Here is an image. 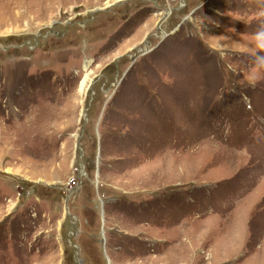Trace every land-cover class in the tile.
Masks as SVG:
<instances>
[{"label": "rangeland", "instance_id": "obj_1", "mask_svg": "<svg viewBox=\"0 0 264 264\" xmlns=\"http://www.w3.org/2000/svg\"><path fill=\"white\" fill-rule=\"evenodd\" d=\"M260 32L264 0H0V264H264Z\"/></svg>", "mask_w": 264, "mask_h": 264}, {"label": "clouds", "instance_id": "obj_2", "mask_svg": "<svg viewBox=\"0 0 264 264\" xmlns=\"http://www.w3.org/2000/svg\"><path fill=\"white\" fill-rule=\"evenodd\" d=\"M257 47L260 49H264V32L258 33Z\"/></svg>", "mask_w": 264, "mask_h": 264}, {"label": "bare ground", "instance_id": "obj_3", "mask_svg": "<svg viewBox=\"0 0 264 264\" xmlns=\"http://www.w3.org/2000/svg\"><path fill=\"white\" fill-rule=\"evenodd\" d=\"M85 78H86V76H85ZM85 78H84L83 81L81 82V86H80V88H82V86H83V84H84V81H85Z\"/></svg>", "mask_w": 264, "mask_h": 264}, {"label": "water", "instance_id": "obj_4", "mask_svg": "<svg viewBox=\"0 0 264 264\" xmlns=\"http://www.w3.org/2000/svg\"><path fill=\"white\" fill-rule=\"evenodd\" d=\"M147 50V49H146Z\"/></svg>", "mask_w": 264, "mask_h": 264}]
</instances>
